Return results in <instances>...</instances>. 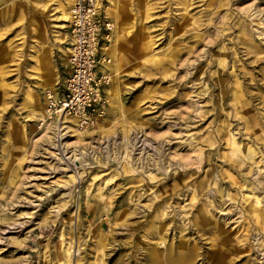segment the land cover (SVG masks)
<instances>
[{
    "label": "rangeland",
    "instance_id": "rangeland-1",
    "mask_svg": "<svg viewBox=\"0 0 264 264\" xmlns=\"http://www.w3.org/2000/svg\"><path fill=\"white\" fill-rule=\"evenodd\" d=\"M106 1L82 130L41 125L73 0H0V264H264V0Z\"/></svg>",
    "mask_w": 264,
    "mask_h": 264
},
{
    "label": "built area",
    "instance_id": "built-area-1",
    "mask_svg": "<svg viewBox=\"0 0 264 264\" xmlns=\"http://www.w3.org/2000/svg\"><path fill=\"white\" fill-rule=\"evenodd\" d=\"M107 8L106 0H73L69 10V73L61 89L45 90L41 125L70 117L86 130L106 116L113 75L101 68L112 62L106 48L114 27Z\"/></svg>",
    "mask_w": 264,
    "mask_h": 264
},
{
    "label": "crops",
    "instance_id": "crops-1",
    "mask_svg": "<svg viewBox=\"0 0 264 264\" xmlns=\"http://www.w3.org/2000/svg\"><path fill=\"white\" fill-rule=\"evenodd\" d=\"M108 15L111 17V20L113 21L112 15L111 14H108ZM113 24H114V21H113ZM114 32H115V27H113V30H112V33H111V37L112 38H111V41L107 44V48H106V52L112 58V62L110 64L105 65L104 67L101 68V69L109 71L110 73H112V75H113V72H114L113 71V68H114L113 67V65H114L113 58L116 55V46L112 45L113 38H114V35H115ZM117 33H118V31H117ZM66 51H67V49H64V54H62V63H64L66 66H68V56L66 54L67 53Z\"/></svg>",
    "mask_w": 264,
    "mask_h": 264
},
{
    "label": "bare ground",
    "instance_id": "bare-ground-1",
    "mask_svg": "<svg viewBox=\"0 0 264 264\" xmlns=\"http://www.w3.org/2000/svg\"><path fill=\"white\" fill-rule=\"evenodd\" d=\"M211 33V32H210ZM199 67V65H196L195 66V68L197 69ZM242 152L244 153V155L248 158V159H250V160H252L253 158H252V156L249 154V153H246L244 150H242ZM245 157V158H246ZM204 219H206V217L204 216ZM182 251V250H181ZM183 255V254H182Z\"/></svg>",
    "mask_w": 264,
    "mask_h": 264
}]
</instances>
